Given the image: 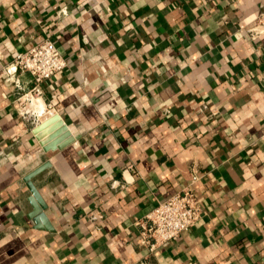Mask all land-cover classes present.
Segmentation results:
<instances>
[{
	"label": "crops",
	"instance_id": "crops-1",
	"mask_svg": "<svg viewBox=\"0 0 264 264\" xmlns=\"http://www.w3.org/2000/svg\"><path fill=\"white\" fill-rule=\"evenodd\" d=\"M263 13L264 0H0V264H264V36L248 33ZM45 40L68 66L43 84L42 116L73 138L50 152L3 75ZM45 163L33 182L53 232L24 181ZM189 186L202 219L142 247L139 223Z\"/></svg>",
	"mask_w": 264,
	"mask_h": 264
},
{
	"label": "built area",
	"instance_id": "built-area-1",
	"mask_svg": "<svg viewBox=\"0 0 264 264\" xmlns=\"http://www.w3.org/2000/svg\"><path fill=\"white\" fill-rule=\"evenodd\" d=\"M253 41L264 36V13L248 30ZM68 64L57 45L45 40L27 52L14 55L4 67V81L15 89L16 105L20 116L38 125L39 113L33 108L34 99H42L44 83L62 73ZM29 74L32 87L26 91L22 75ZM197 178L193 179L195 182ZM204 214L201 201L191 186L167 198L139 223L140 244L150 252L178 240L182 234L192 230ZM96 218H94L95 220Z\"/></svg>",
	"mask_w": 264,
	"mask_h": 264
},
{
	"label": "water",
	"instance_id": "water-1",
	"mask_svg": "<svg viewBox=\"0 0 264 264\" xmlns=\"http://www.w3.org/2000/svg\"><path fill=\"white\" fill-rule=\"evenodd\" d=\"M40 124L34 129V135L40 141L43 149L46 152L63 150L73 142L71 133L68 127L63 123L59 115L55 111H50L39 119ZM52 126L51 135H48L49 127ZM50 167V163H45L30 175H28L24 181L27 184L32 196L30 202L34 208V212L31 214V219L34 220L36 228L40 230H47L53 232V228L49 223L45 210L47 205L41 197L39 191L34 185L33 179L47 170Z\"/></svg>",
	"mask_w": 264,
	"mask_h": 264
},
{
	"label": "bare ground",
	"instance_id": "bare-ground-1",
	"mask_svg": "<svg viewBox=\"0 0 264 264\" xmlns=\"http://www.w3.org/2000/svg\"><path fill=\"white\" fill-rule=\"evenodd\" d=\"M33 103L34 110L39 113V116H42L45 109V104L42 102V99H34Z\"/></svg>",
	"mask_w": 264,
	"mask_h": 264
}]
</instances>
